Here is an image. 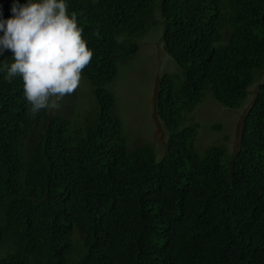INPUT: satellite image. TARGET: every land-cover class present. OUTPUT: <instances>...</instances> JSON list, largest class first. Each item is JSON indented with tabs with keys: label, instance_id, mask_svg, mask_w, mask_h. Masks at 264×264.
<instances>
[{
	"label": "trees",
	"instance_id": "obj_1",
	"mask_svg": "<svg viewBox=\"0 0 264 264\" xmlns=\"http://www.w3.org/2000/svg\"><path fill=\"white\" fill-rule=\"evenodd\" d=\"M11 4L0 0L5 19ZM67 6L93 51L81 75L95 104L90 117L72 104L33 117L20 78L0 72V264H264V0ZM155 8L163 50L183 76L176 84L165 73L155 86L168 131L158 160L148 144L119 140L107 88ZM249 93L235 148L189 144L198 105L211 97L237 108Z\"/></svg>",
	"mask_w": 264,
	"mask_h": 264
},
{
	"label": "rangeland",
	"instance_id": "obj_2",
	"mask_svg": "<svg viewBox=\"0 0 264 264\" xmlns=\"http://www.w3.org/2000/svg\"><path fill=\"white\" fill-rule=\"evenodd\" d=\"M153 18L155 23L136 39V53L118 65L116 76L107 88L114 97L115 113L121 122L119 140L128 149L134 148L137 143L148 144L153 150L154 159L158 160L166 150L168 131L154 107L155 86L165 73L174 75L176 84L183 76L179 65L163 50L162 23L157 8L154 9ZM252 97L253 94L249 93L237 108L224 107L211 97L198 105L192 113L195 128L194 134L188 138L189 144L199 152L214 145L235 148L242 114ZM92 100L95 104L90 83L81 75L79 87L71 95L60 99L57 108L60 106L58 109L62 110L66 104L69 107L72 104L77 116L90 117ZM214 122H219L222 129L213 130L210 126ZM187 124L188 121H185L182 125ZM223 163L227 164L228 158Z\"/></svg>",
	"mask_w": 264,
	"mask_h": 264
},
{
	"label": "clouds",
	"instance_id": "obj_3",
	"mask_svg": "<svg viewBox=\"0 0 264 264\" xmlns=\"http://www.w3.org/2000/svg\"><path fill=\"white\" fill-rule=\"evenodd\" d=\"M10 12L7 19L0 12V56L8 51L12 62L7 67L0 63V72L7 79L20 78L35 117L75 92L93 51L76 16L68 12L67 0H12Z\"/></svg>",
	"mask_w": 264,
	"mask_h": 264
}]
</instances>
